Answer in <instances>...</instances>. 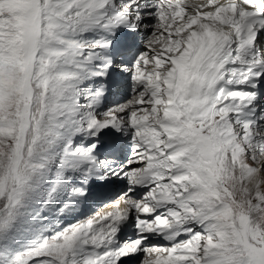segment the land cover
<instances>
[{
    "label": "snow or ice",
    "instance_id": "snow-or-ice-1",
    "mask_svg": "<svg viewBox=\"0 0 264 264\" xmlns=\"http://www.w3.org/2000/svg\"><path fill=\"white\" fill-rule=\"evenodd\" d=\"M0 264H264V0H0Z\"/></svg>",
    "mask_w": 264,
    "mask_h": 264
}]
</instances>
